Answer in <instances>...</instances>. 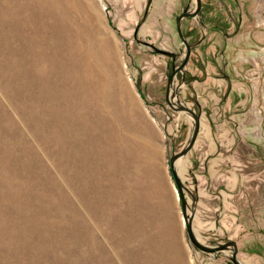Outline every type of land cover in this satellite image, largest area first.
<instances>
[{"label": "rangeland", "instance_id": "374dc122", "mask_svg": "<svg viewBox=\"0 0 264 264\" xmlns=\"http://www.w3.org/2000/svg\"><path fill=\"white\" fill-rule=\"evenodd\" d=\"M196 7L0 0V264H232L191 243L170 163L193 130L166 93L187 52L177 18ZM181 28L192 51L170 101L214 134L176 167L188 216L204 245L236 241L240 264H264V0H202ZM259 79L256 121L230 123L233 81ZM203 154L241 180L196 203Z\"/></svg>", "mask_w": 264, "mask_h": 264}, {"label": "crops", "instance_id": "0c3cea01", "mask_svg": "<svg viewBox=\"0 0 264 264\" xmlns=\"http://www.w3.org/2000/svg\"><path fill=\"white\" fill-rule=\"evenodd\" d=\"M257 80L250 81L247 80L246 82L240 83L238 81H233V88H232V93L230 94L228 98V109H230V112H235L231 114L230 123H237L239 122L240 124L243 123H249L253 124L256 121V111L253 109H256V104L253 105L252 103H249L252 99V95L255 92V87L260 85V79L256 82ZM228 83V81H227ZM210 84H214V79L210 81ZM257 92V88H256ZM242 96V101L241 103L233 104L232 100L236 95ZM257 95H260V91L257 93ZM242 106V108H246L243 110L239 109V106ZM201 121V128L200 132L197 138V141L194 145L195 149L198 150L201 147V140L202 139H213L214 134L211 133H203L202 132V120ZM258 121V120H257ZM202 134V135H201ZM221 136L220 134L218 135ZM224 136V135H223ZM224 137H222L223 139ZM210 153L215 152V148L212 147L209 149ZM190 153V152H189ZM189 153L187 156H189ZM249 167V166H248ZM233 168V169H231ZM243 171L245 170L244 166L242 167ZM225 172H236V169L234 168V165L230 164H222L218 162L217 160H213V158H207L206 154H203L202 157V162L198 164L195 168V171H193V177L195 179V183L198 184V189H196V195L195 196V201L196 203L203 202L201 201L202 197H210L212 198L213 195L218 191L219 193L226 191H223L219 189V186H216L215 183H219L218 180H227L229 179V184L233 186L234 181L238 178V182L241 180V177L238 176V174L234 173L232 176H228ZM225 173V174H224ZM188 179L186 178V181ZM243 180H246L249 182L250 176L244 177ZM231 186V188H233ZM227 195V194H226Z\"/></svg>", "mask_w": 264, "mask_h": 264}, {"label": "water", "instance_id": "95a60500", "mask_svg": "<svg viewBox=\"0 0 264 264\" xmlns=\"http://www.w3.org/2000/svg\"><path fill=\"white\" fill-rule=\"evenodd\" d=\"M196 3H197V7L194 9L193 12H190L189 9H186L177 18L178 33H179L180 38L183 40V43L186 46L187 52H186V56L184 58L183 63L179 67L174 66L173 72L170 75V77L168 78V88H167V93H166V99L174 111L186 112L187 114H189L193 118L194 124H193L192 133H191L185 147L179 153L173 155V157L171 158V160H170L171 169H172L173 175H174L175 180H176L177 185H178L180 197L182 199L184 217H185L186 224H187V232H188V236H189L191 243L200 251L207 253V254L215 255L216 257H219L220 255L224 254L225 252L232 251V256L229 257V260L232 262V264H240V262L238 261L239 248H238V244L236 243V241H228V242L221 244L219 246L209 247V246L204 245L203 243H201L198 240V238L196 237V234L194 232L193 225H192L193 217L192 216L189 217L188 213H187V202L188 201H187L185 193H184V186L182 184L181 179L179 178V176L177 174L176 167H175V163L178 160H181V158L186 157L188 155V153L194 148V145L197 141V138H198V135L200 132V128H201L200 115L195 110H193L189 106H184V105L176 107L170 101L171 85H172L175 77L178 75V73L182 72L183 75L185 74L186 65L188 64V61H189L190 56H191V51H192V46L188 43V41L186 40V38L184 37V35L182 33L181 22L183 19H185L187 17H193L194 18V17H197L199 15V13L202 9V0H196ZM145 44L147 46L153 48L158 53H161L163 55L170 56V57H175V54L172 52L160 50V49L156 48L151 43H145ZM183 81H184V76H183ZM188 192L191 193L190 190H188Z\"/></svg>", "mask_w": 264, "mask_h": 264}, {"label": "bare ground", "instance_id": "6f19581e", "mask_svg": "<svg viewBox=\"0 0 264 264\" xmlns=\"http://www.w3.org/2000/svg\"><path fill=\"white\" fill-rule=\"evenodd\" d=\"M184 87V86H183ZM184 115V114H183ZM117 161V164L118 165H120V168H121V160H120V158L119 159H117L116 160ZM181 163H182V160H178L176 163H175V167H180V165H181ZM183 166V165H182ZM184 174V173H183ZM186 185V184H185ZM207 231V230H206ZM202 253V252H201ZM154 254V253H153ZM148 256H149V253L147 254V258H148ZM154 256H156L155 257V259H154V261H153V257ZM154 256L152 257V260H149V261H151L150 262V264H159V262H158V260H161V261H163V263L162 264H170L169 262H168V259H165L164 260V256L163 255H159V254H154ZM149 264V263H148Z\"/></svg>", "mask_w": 264, "mask_h": 264}]
</instances>
